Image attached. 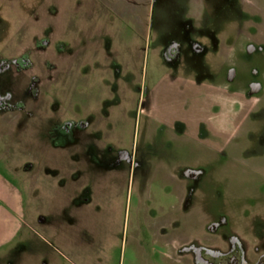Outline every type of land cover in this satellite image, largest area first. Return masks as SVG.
<instances>
[{
    "label": "rangeland",
    "instance_id": "rangeland-1",
    "mask_svg": "<svg viewBox=\"0 0 264 264\" xmlns=\"http://www.w3.org/2000/svg\"><path fill=\"white\" fill-rule=\"evenodd\" d=\"M25 56L0 74L29 97L0 111V264L264 245V0H0V68Z\"/></svg>",
    "mask_w": 264,
    "mask_h": 264
},
{
    "label": "flooded vegetation",
    "instance_id": "flooded-vegetation-1",
    "mask_svg": "<svg viewBox=\"0 0 264 264\" xmlns=\"http://www.w3.org/2000/svg\"><path fill=\"white\" fill-rule=\"evenodd\" d=\"M254 38H255L254 35L248 34L245 37L244 42L245 41L253 42ZM37 42L38 40H35L34 45H37ZM243 43L240 42L241 46L238 47V49H236L235 47L233 48L232 46L231 50H235V52L238 50H241L243 48ZM37 49H40V48H37ZM2 66L3 67L0 68V74L3 70L12 71L15 74V73L22 71L24 68L33 67V64H32V60L28 56H25V57L19 58L16 64L12 62L10 63L7 62L6 64H3ZM233 73H234L233 70H231L230 74L228 75L229 78L233 77V75L235 74ZM33 81L38 85V87L36 85V87L31 88V92H32L31 95L35 98L37 94L39 93L38 91H39L40 79L37 77V75H32V82ZM251 86H252L250 90L251 92L253 90L258 89V87L255 84H251ZM3 98L4 97L2 96L0 97V111L2 112H6L9 110L10 111L25 110L27 100L29 99V97L25 96V98H21L20 100H13L12 103H8ZM11 99L12 98H10L9 100ZM89 122L90 121L88 120L83 122L82 127H81L82 130L89 127L88 125ZM67 124H68L67 131L71 132L72 124L71 123H67ZM69 134H72V133H69ZM103 151L104 149H101V148H98L97 150L91 151V152H88V150L86 151L81 150L80 153L76 151L75 153L70 154V157L72 158L71 159L72 161H74L73 160L74 158L77 160L78 157H80L85 164L84 159L88 156V153L91 154L90 155L91 157L96 156V158H101V154H103ZM186 175L188 177H194L196 173L193 171H187ZM217 228H218V224L213 223L209 225L208 230L211 232H214ZM189 249L190 248H186V250H189ZM192 250H193V259H196L201 264H264V245L260 246V245L254 244L252 254L249 255L246 252L244 243L239 238L234 237V236L231 238L229 245L225 248L217 249L209 245H198L196 247H193Z\"/></svg>",
    "mask_w": 264,
    "mask_h": 264
}]
</instances>
